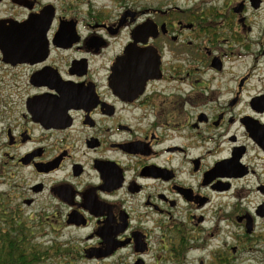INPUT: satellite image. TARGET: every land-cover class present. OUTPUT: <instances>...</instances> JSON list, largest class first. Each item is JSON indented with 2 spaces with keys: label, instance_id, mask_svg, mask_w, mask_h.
<instances>
[{
  "label": "flooded vegetation",
  "instance_id": "flooded-vegetation-1",
  "mask_svg": "<svg viewBox=\"0 0 264 264\" xmlns=\"http://www.w3.org/2000/svg\"><path fill=\"white\" fill-rule=\"evenodd\" d=\"M216 1L0 0V170L90 228L83 256L215 264L221 195L238 242L264 219V0Z\"/></svg>",
  "mask_w": 264,
  "mask_h": 264
},
{
  "label": "rangeland",
  "instance_id": "rangeland-1",
  "mask_svg": "<svg viewBox=\"0 0 264 264\" xmlns=\"http://www.w3.org/2000/svg\"><path fill=\"white\" fill-rule=\"evenodd\" d=\"M168 1L170 0H158V3L161 2L160 6H163L170 3ZM171 1L183 7L186 5L185 1L190 4L191 1L196 2L197 0ZM137 2L141 9L144 8V6H148L151 0H137ZM220 4L221 2L218 0L215 2L216 6ZM19 80L24 81V76L22 75ZM12 82L13 80L9 70L0 63V96H2V98L7 96V91L12 88ZM22 95L21 91V97ZM21 97L19 99H21ZM13 98L18 100L16 96H13ZM2 173V170H0V204H4V207L7 209L11 207L17 208V213L20 215V218H23L25 223L29 225L30 229L33 231L31 243L47 254V264L51 261L53 264H130L133 260L132 256H125L122 253H117L113 257L106 259L86 258L83 256L82 251L78 252V249L91 244L90 241H86V236L90 232V228L74 229L71 227H64L63 225L57 233L54 232L50 229L49 224L45 222L54 223L55 218L53 219V215H56V217L58 215V218L63 221L64 217L61 216L60 212L66 210L56 207H42L43 203H41V199H38L33 205L22 203V194L18 189L20 186V179H22L21 176L19 175L17 178L10 180L6 175H2ZM217 200L218 203H215V227L216 223H219L217 229H215V241L213 242V244H215V252L221 251L225 253L227 252L226 248L228 245H235V247H231L233 251L232 249L230 251L235 252L234 258L231 260L232 264H264V219L257 220L255 232L251 234L252 237L250 241L238 242L239 237H243L245 233L243 232V228L230 221H232V218H235V213L241 212L242 210L236 207L234 208V203L227 194L225 196L221 195ZM251 200H253L254 204L256 198L253 197ZM246 210L252 211L253 208L248 207ZM39 222L45 224H39ZM52 242L53 244H57L58 247L60 246L62 249H66V251L61 255L57 254V252L62 251V249L59 247L60 249L56 250L55 246H50ZM72 250L74 252H72ZM75 252L78 254L75 257L68 255V253ZM211 257L212 256L206 252H193L189 253L187 257L185 256L177 261L178 263L183 262L182 264H198L199 259H202L204 262H209L211 264ZM152 261H150L149 264H153Z\"/></svg>",
  "mask_w": 264,
  "mask_h": 264
},
{
  "label": "trees",
  "instance_id": "trees-1",
  "mask_svg": "<svg viewBox=\"0 0 264 264\" xmlns=\"http://www.w3.org/2000/svg\"><path fill=\"white\" fill-rule=\"evenodd\" d=\"M4 206L0 204V264H47V254L31 243L33 231L25 220L20 218L17 208L7 209ZM52 244L53 242L50 246H55L56 250L61 248L57 244ZM64 251L66 249L63 248L57 254L61 255ZM68 255L75 257L78 254L75 252L68 253ZM227 255V252L216 251L215 264H227ZM48 264H53V262Z\"/></svg>",
  "mask_w": 264,
  "mask_h": 264
},
{
  "label": "water",
  "instance_id": "water-1",
  "mask_svg": "<svg viewBox=\"0 0 264 264\" xmlns=\"http://www.w3.org/2000/svg\"><path fill=\"white\" fill-rule=\"evenodd\" d=\"M8 41H9L8 34L4 33V31L1 32L0 33V50H1L2 54H3V59L5 61H8V59L10 57V55L7 54V51L6 50L14 49L15 48V44L12 43V45L10 46L9 43H8ZM244 217L247 219V222L245 223L246 232L247 233H250L251 232V228H252V226H251V218H249L248 215H244L242 218H244ZM92 257H93L92 254H89L87 256V258H92ZM96 257H99V256H96Z\"/></svg>",
  "mask_w": 264,
  "mask_h": 264
}]
</instances>
